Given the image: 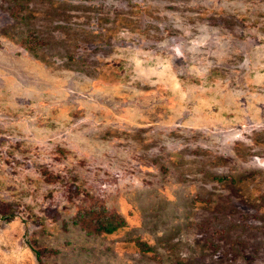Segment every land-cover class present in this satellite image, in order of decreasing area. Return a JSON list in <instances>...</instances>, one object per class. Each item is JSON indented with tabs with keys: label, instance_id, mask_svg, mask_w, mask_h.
Returning a JSON list of instances; mask_svg holds the SVG:
<instances>
[{
	"label": "rangeland",
	"instance_id": "374dc122",
	"mask_svg": "<svg viewBox=\"0 0 264 264\" xmlns=\"http://www.w3.org/2000/svg\"><path fill=\"white\" fill-rule=\"evenodd\" d=\"M33 250L264 264V0H0V264Z\"/></svg>",
	"mask_w": 264,
	"mask_h": 264
},
{
	"label": "trees",
	"instance_id": "16d2710c",
	"mask_svg": "<svg viewBox=\"0 0 264 264\" xmlns=\"http://www.w3.org/2000/svg\"><path fill=\"white\" fill-rule=\"evenodd\" d=\"M76 223L87 233L112 234L124 225L123 219L115 212L102 208L81 209L76 216ZM38 264H43L39 252L33 250Z\"/></svg>",
	"mask_w": 264,
	"mask_h": 264
}]
</instances>
